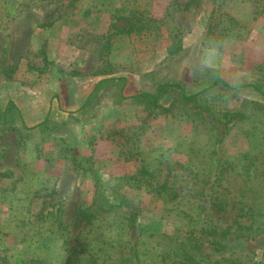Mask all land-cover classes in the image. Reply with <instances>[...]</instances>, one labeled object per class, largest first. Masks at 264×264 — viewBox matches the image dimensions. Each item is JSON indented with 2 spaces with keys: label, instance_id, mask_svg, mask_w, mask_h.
<instances>
[{
  "label": "rangeland",
  "instance_id": "1",
  "mask_svg": "<svg viewBox=\"0 0 264 264\" xmlns=\"http://www.w3.org/2000/svg\"><path fill=\"white\" fill-rule=\"evenodd\" d=\"M216 77L246 87L196 103L169 89L157 108L134 99ZM9 101L20 116L0 125V264H64L79 243L136 244L144 264H163L168 237L191 230L184 212L225 230L238 210H219L220 187L238 199L264 186V0H0V116ZM143 166L154 177L139 185ZM211 239L209 260L264 264V233Z\"/></svg>",
  "mask_w": 264,
  "mask_h": 264
},
{
  "label": "trees",
  "instance_id": "2",
  "mask_svg": "<svg viewBox=\"0 0 264 264\" xmlns=\"http://www.w3.org/2000/svg\"><path fill=\"white\" fill-rule=\"evenodd\" d=\"M218 85H222L227 89L239 91L246 85L231 86L228 82L220 77H216L213 82L201 92L189 95L186 91V88L183 84H163L161 85L157 93L149 94L143 93L136 95L134 99L144 103L148 107L157 108L161 107L160 100L169 89H177L180 92L182 101L186 103H196L198 98L203 95L206 91L215 88ZM14 114L16 112L20 116V110L16 107L13 101H9L4 113L0 116V125H5L8 123L9 113ZM48 117L42 122L41 125L48 123ZM189 153V152H188ZM257 159V156H255ZM251 166V165H250ZM260 167L253 164V168H245L247 173L256 177L258 176ZM194 169L190 170V173L193 174ZM222 176V171L219 172ZM153 178L154 175L150 172L147 166L141 167L133 176V179H137L138 184L145 178ZM147 181V180H146ZM145 181V182H146ZM222 191L220 196H217L216 199L219 201L218 208L219 210H224L227 207L231 206V209L238 210V218L245 219V224H243L238 218L234 221L233 224L228 225L225 230H221L217 226L216 221L213 217L208 218L206 222H200L197 219V215L186 214L184 215L189 219V222H193L191 225V230L189 234L181 236L178 233H175L173 236L168 237V243L164 246L161 251V262L163 264H244L242 258L239 255H236L234 252L229 256L221 257L218 260H209L208 254L204 253V244L203 241L205 234L213 236V240H208L209 243H222L223 246L226 245L227 234L236 235L238 238H247L253 235H259L264 233V186L258 183L253 184L252 186L245 184V186H239L238 194L241 196L237 199L236 195L229 196L233 194L236 190L231 191L230 186L223 187L221 186ZM211 189H214V184L211 186ZM219 191H215L216 194ZM158 193H164L168 201H173V198H179L177 189L174 188L173 184L170 185L167 181L158 185ZM253 193L255 196L251 198H245L246 194ZM78 217L84 219L87 223H90L94 218H96L97 212L92 211L90 208L80 209L78 211ZM207 216H210L209 213ZM200 223V224H199ZM129 225V223H128ZM130 227V225H129ZM204 235V236H203ZM233 240L232 238L230 239ZM207 242V243H208ZM225 243V244H224ZM80 249L78 250V244L67 249V258L64 264H114L115 262H121L120 264H144L140 261L139 250L136 244L130 245L128 250L125 247L118 246L114 249L109 247L110 244L99 247L98 249L88 248L87 245L79 243ZM112 260V262H111ZM109 262V263H108ZM111 262V263H110ZM252 263V262H250ZM15 264H28L23 259L17 260ZM248 264V263H247Z\"/></svg>",
  "mask_w": 264,
  "mask_h": 264
}]
</instances>
